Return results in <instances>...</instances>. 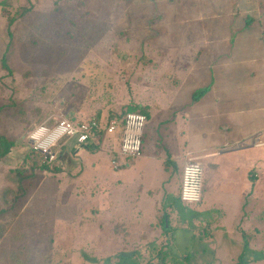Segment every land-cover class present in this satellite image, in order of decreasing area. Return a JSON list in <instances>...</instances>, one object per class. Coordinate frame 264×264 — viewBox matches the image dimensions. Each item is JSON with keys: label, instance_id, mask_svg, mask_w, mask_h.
Here are the masks:
<instances>
[{"label": "rangeland", "instance_id": "obj_1", "mask_svg": "<svg viewBox=\"0 0 264 264\" xmlns=\"http://www.w3.org/2000/svg\"><path fill=\"white\" fill-rule=\"evenodd\" d=\"M261 55L264 0H0V134L14 142L0 161V209L4 191L17 188L16 169L36 151L28 139L35 126L74 114L105 121L133 102L147 104L150 117L141 174L130 176L161 180L183 162L182 140L193 138L185 161H201L207 180L200 205L168 193L174 230L158 224L138 242L114 220L119 145L100 137L78 161L62 149L55 163L41 159L46 166L0 237V264H147L165 254L166 264H264V145L226 130L228 120L264 127V75L252 73L264 70ZM185 88L203 94L199 108ZM88 161L105 184L69 167Z\"/></svg>", "mask_w": 264, "mask_h": 264}, {"label": "crops", "instance_id": "obj_2", "mask_svg": "<svg viewBox=\"0 0 264 264\" xmlns=\"http://www.w3.org/2000/svg\"><path fill=\"white\" fill-rule=\"evenodd\" d=\"M248 18H245V20L247 21V23L251 22L250 20H247ZM236 21H232L231 23L235 24ZM240 26H236L233 25V28H238ZM246 28V27H245ZM245 52H246V48H245ZM246 59H242V61H248V56L247 54H244ZM231 57V56H230ZM261 57L264 58V56L261 55ZM231 61H235V60H239V58H232L231 57ZM250 61H256V60H250ZM175 67V66H174ZM177 67V66H176ZM234 71V69L230 70V73ZM253 75H264V70L259 71L257 68L252 71ZM241 74V73H240ZM173 74H169L168 76L171 77ZM247 73L244 74V76L246 77ZM256 75V76H257ZM186 89V88H185ZM191 89V87H190ZM188 91V93L190 95H188V99L186 100H193L194 101V93L195 90H191ZM218 89V88H217ZM217 91V90H216ZM203 98V96H202ZM200 99H198L197 101H195V104L192 107H197L199 108ZM215 109L218 108V106L215 104L214 106ZM207 109H209L207 107ZM77 114H74L72 116V118H77ZM227 122H229V126L226 128V130H235L236 134L238 135L239 138H247V137H259L260 134H262L264 127H260V128H256L254 130L249 131V129L243 130L242 128L237 129V127H241L240 124H238L236 122V120L234 121H230L228 120ZM234 125H237L236 127L233 128ZM219 125V128H221ZM105 139H111V143L115 144L117 143L118 145H120L121 142V131H117L115 134L113 135H104L102 136ZM184 142V149L186 150V147L190 145V150H182L183 153H181V156H183V162L180 164L179 163H175V167L174 170L172 171V173H166L163 178L157 179L154 176L151 177H144V176H139V178L135 179L133 176H130L129 172L133 169V168H137V170H139L140 174H141V170L140 169V159L143 157V152L142 155L138 158H135L134 160H132V163H127L126 165L122 166L121 163H119V167L116 168L117 170H120L121 167H124L123 170H121V174H119L116 179L114 180V184H115V188L116 191H120L121 194H119L118 198H115L114 200V220L117 222L119 219H122L123 223H128L127 226H129V229L132 231L131 235L134 236L136 238V240L139 242L140 239L142 241V239L144 238H148L149 236H151L152 231H155L157 229H159L158 226V222H160V219L162 216H166V223L168 222L167 219V215L171 213L173 207L172 204L169 203L167 195L169 193V196H171L172 198H176V200H179V202H181L179 194H180V184L181 183V177L182 174L180 176H178L177 172H176V168L179 166L180 168L182 167V171H183V166L185 164V157L188 155H190L191 153L194 152L192 147L193 145L195 146L196 142L194 141L193 138H189L188 140H182ZM182 142V143H183ZM91 144L96 145L97 143L95 141L90 142ZM89 143V144H90ZM69 144L71 148H69ZM87 148H89V145H79L77 143V141L75 139H66L60 146V148L57 150V153L59 154L60 151L63 149L66 150L65 154H70L71 155V159L72 161L76 160L78 161L79 159L81 160V149L83 150H87L89 151ZM180 150V149H179ZM225 149H223L224 152ZM90 152V151H89ZM83 156V154H82ZM178 157H180L179 152L176 153V155L172 158V159H177ZM89 162V161H88ZM201 162V161H200ZM80 163V162H78ZM78 163L75 162H70L69 167L70 169L73 171L74 168H77V166H79V171H82V173H85V177L84 180L86 181V183H106V177L104 175H95V172H98V164L93 162V163H88V165H80ZM83 162H81L82 164ZM87 173V174H86ZM206 181H204V184L206 185ZM204 185V187H205ZM91 186V185H90ZM160 186V188H159ZM152 189H158V190H163L162 194L160 197H153L152 194ZM166 197L168 199H166ZM205 198V197H204ZM204 198H202V201L198 204L195 205H200L203 203ZM106 202V201H105ZM111 205V202H110ZM104 206V212H108L106 204L103 205ZM164 213V214H162ZM167 213V214H166ZM107 214V213H106ZM111 221V220H109ZM114 221V222H115ZM170 226V231L169 233H172V231L174 230L173 225L167 224V227ZM165 233V232H164ZM165 234H163L164 236ZM146 242L147 241H143Z\"/></svg>", "mask_w": 264, "mask_h": 264}, {"label": "built area", "instance_id": "obj_3", "mask_svg": "<svg viewBox=\"0 0 264 264\" xmlns=\"http://www.w3.org/2000/svg\"><path fill=\"white\" fill-rule=\"evenodd\" d=\"M146 116L139 112H127L123 116H113L107 120L96 117L79 120L77 118H60L50 126L43 122L35 126L28 134L34 149L44 155L48 163H55L58 153L55 150L64 139H75L78 144H89L104 136L121 131L118 153L123 160L135 159L142 155ZM256 146L264 145L260 136L254 137ZM116 169L119 162L112 159ZM205 170L202 162L187 160L183 166L180 188V200L184 204H198L203 198Z\"/></svg>", "mask_w": 264, "mask_h": 264}, {"label": "trees", "instance_id": "obj_4", "mask_svg": "<svg viewBox=\"0 0 264 264\" xmlns=\"http://www.w3.org/2000/svg\"><path fill=\"white\" fill-rule=\"evenodd\" d=\"M1 66L4 69H9L7 50L4 51L1 57ZM202 96H203L202 93L195 92L193 98L194 100H198ZM148 109L149 107L147 106V104L133 102L132 104H129V106L124 111V113H122L118 117L123 116L127 112H139L146 116V121H147L150 117ZM98 119H101V118H98ZM65 140L66 139L62 140L60 144L57 147H55V150L59 149V146ZM79 145H82V144H79ZM86 145H89V144H86ZM13 146H14V142L11 139H9L3 134H0V161L11 152ZM112 158L116 159L119 163L122 164V166L126 165L127 163L131 164L132 160H134V159L123 160L118 152H114ZM41 159H44V155H42L39 152L32 151L31 153L27 154L23 164H21L15 171V180L17 183V186H16L17 188L15 190L7 189L4 191L3 193L4 206L0 209V237H2L8 231L14 219L21 212V208L29 194L31 186L33 187L35 185L36 180L39 177L38 172H37L38 167L40 168L42 166L44 168L46 166V165L40 164ZM27 161H29L30 164H28ZM56 170L60 171L59 168ZM159 224L162 226V229L165 233L170 231V226L167 227V224L170 225V222L168 221L166 223V216L161 217ZM243 254L244 253L240 255V259H242ZM167 256L166 254L163 257L157 256L155 260L147 264H166ZM133 263H135V261L131 260L129 264H133ZM68 264H72V263H68Z\"/></svg>", "mask_w": 264, "mask_h": 264}]
</instances>
